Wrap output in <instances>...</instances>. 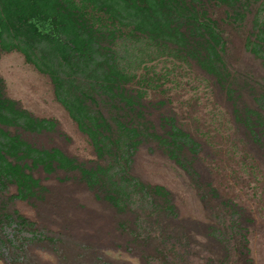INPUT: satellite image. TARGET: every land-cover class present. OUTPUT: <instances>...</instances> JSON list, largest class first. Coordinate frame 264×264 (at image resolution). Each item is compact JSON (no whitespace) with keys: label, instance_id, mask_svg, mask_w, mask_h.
Masks as SVG:
<instances>
[{"label":"trees","instance_id":"obj_1","mask_svg":"<svg viewBox=\"0 0 264 264\" xmlns=\"http://www.w3.org/2000/svg\"><path fill=\"white\" fill-rule=\"evenodd\" d=\"M214 10L222 17H214ZM263 13L264 0H0V58L19 53L48 79L55 102L93 153L92 161L80 162L42 145L43 136L62 135L58 123L9 98L0 76V250L9 262L1 252L0 261L27 264L26 246L55 241L12 208L45 200L48 188L38 174L62 183L76 180L97 201L119 215H137V221L142 207L133 208L134 196L177 217L165 187L133 174L143 148L160 152L195 190L206 191L201 200L219 201L238 215L240 209L222 199L212 180L203 181L197 169L202 143L174 113L162 110L166 101L147 100L153 79L137 71L164 57L202 73L227 106L242 142L264 154V79L230 69L225 36V27L243 30V50L264 73ZM208 225L212 235L221 230L213 220Z\"/></svg>","mask_w":264,"mask_h":264},{"label":"rangeland","instance_id":"obj_2","mask_svg":"<svg viewBox=\"0 0 264 264\" xmlns=\"http://www.w3.org/2000/svg\"><path fill=\"white\" fill-rule=\"evenodd\" d=\"M214 17H222L221 12L214 10ZM225 29L230 69L263 80L258 63L243 50V30ZM144 66L137 75L153 79L147 100L166 101L162 110L174 113L202 143L197 169L203 181L212 180L222 199L237 205L240 213L228 212L209 197L201 200L206 191L195 190L160 152L143 148L134 158L133 174L147 184L165 187L177 217L155 211L134 196L133 208L142 207L137 221V215H119L97 201L76 180L62 183L38 174L48 188L45 200L36 206L16 203L12 208L55 241L26 246L27 264H264L263 151L242 142L227 106L202 73L164 57ZM0 76L9 98L34 116L58 123L62 135L43 136L42 145L56 146L80 162L93 160L91 147L55 102L46 77L27 65L19 53L0 58ZM212 220L221 226L214 235L208 229ZM232 221L236 228L230 227ZM0 252L5 263L9 262L6 251L1 248Z\"/></svg>","mask_w":264,"mask_h":264},{"label":"flooded vegetation","instance_id":"obj_3","mask_svg":"<svg viewBox=\"0 0 264 264\" xmlns=\"http://www.w3.org/2000/svg\"><path fill=\"white\" fill-rule=\"evenodd\" d=\"M247 263V262H246Z\"/></svg>","mask_w":264,"mask_h":264}]
</instances>
